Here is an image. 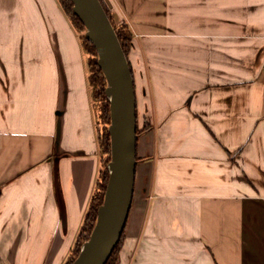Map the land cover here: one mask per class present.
Here are the masks:
<instances>
[{"label":"crops","instance_id":"crops-1","mask_svg":"<svg viewBox=\"0 0 264 264\" xmlns=\"http://www.w3.org/2000/svg\"><path fill=\"white\" fill-rule=\"evenodd\" d=\"M139 134L117 264H264V0H103ZM81 33L0 0V264H67L101 169Z\"/></svg>","mask_w":264,"mask_h":264},{"label":"water","instance_id":"water-1","mask_svg":"<svg viewBox=\"0 0 264 264\" xmlns=\"http://www.w3.org/2000/svg\"><path fill=\"white\" fill-rule=\"evenodd\" d=\"M93 45L105 79L109 102L110 160L108 179L96 223L71 264H106L129 216L136 174L137 114L132 71L100 0H70Z\"/></svg>","mask_w":264,"mask_h":264},{"label":"trees","instance_id":"trees-1","mask_svg":"<svg viewBox=\"0 0 264 264\" xmlns=\"http://www.w3.org/2000/svg\"><path fill=\"white\" fill-rule=\"evenodd\" d=\"M100 1L109 19L111 20L113 24V27L116 31L120 44L123 48V51L127 56L130 50L131 41H132L131 31L129 30L128 26L125 25L124 23L117 24L113 20L109 10L106 8L105 4L103 3V0H100ZM59 3L61 4L65 13L71 19L76 29L80 33H83L85 30L84 26L73 13L72 4L70 0H59ZM81 39H82L84 51L87 54V68L89 71V84L91 87V94H92V97L98 100L99 126H100V129L98 132V143H99V148L101 151L102 159H101V169L99 172V180L97 182V188L91 199L88 211L83 221V225L81 227V230L77 238V243L73 249V253L69 261L67 262V264H71L74 261V259L78 256L81 245L86 240H88L91 234V231L96 223L98 207L101 205L103 201L104 191H105L106 183L108 179V171L106 169V165L108 161L110 160V135L108 132V125L110 124V109H109V102L105 95L106 79L97 64V54H96V51L93 45L85 38L84 35L81 36ZM139 132L140 131L137 125V136ZM123 243H124V231L121 235L119 242L117 243L112 254L110 255L108 261L106 262V264H114L115 260L116 262L118 261L119 252L123 246Z\"/></svg>","mask_w":264,"mask_h":264},{"label":"rangeland","instance_id":"rangeland-1","mask_svg":"<svg viewBox=\"0 0 264 264\" xmlns=\"http://www.w3.org/2000/svg\"><path fill=\"white\" fill-rule=\"evenodd\" d=\"M84 32H85V30H84ZM84 32L81 33V35H84ZM92 98H93V101L95 102L96 110L98 111V118H99V106H98V100L95 99L94 97H92ZM108 162H109V161H108ZM107 164H108V163H107ZM106 169H107V165H106ZM114 264H117L116 260L114 261Z\"/></svg>","mask_w":264,"mask_h":264}]
</instances>
